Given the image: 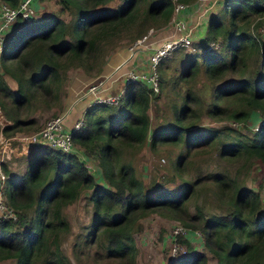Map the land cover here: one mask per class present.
<instances>
[{"label": "trees", "instance_id": "16d2710c", "mask_svg": "<svg viewBox=\"0 0 264 264\" xmlns=\"http://www.w3.org/2000/svg\"><path fill=\"white\" fill-rule=\"evenodd\" d=\"M5 1L15 5L18 0ZM58 1L60 10H71L70 20L58 12L29 20L19 17L0 53V107L8 119L0 124V133L5 136L36 127V117L30 113L34 105L63 107L69 67L102 72L105 55L122 37L135 40L149 28L165 25L175 4L173 0H121L109 7L106 4L110 0ZM217 1L221 6L218 10L228 11V21L224 22L218 11L208 16L205 34L197 43L201 51L186 58L178 78L190 81L201 63L211 80L227 72L236 73L238 79L230 83H213L214 99L206 112L238 121L256 118L252 113L256 112L262 120L251 133L230 125L211 127L207 132L203 128L193 131L182 120L185 111L199 114L197 106L189 105L195 95L187 87L181 94L182 105L174 110V123L153 129L150 145L159 138L182 139L185 150L180 155L181 164L191 148L214 141L219 142L218 154L224 159L239 160L242 166L251 164L254 158L264 162V73L255 82L243 75L246 59L260 47V66L264 70V41L255 32L264 22V0ZM249 16L258 17L254 29L249 26ZM218 40L220 47L209 46ZM223 47L229 50L227 57L220 49ZM2 71L15 79V87L9 85ZM151 93L155 92L146 81L131 80L121 98L123 108L112 113L110 103L89 104L82 124L71 131L84 157L44 144L33 148L24 173L5 180V199L18 215L16 220L0 216V260L12 257L15 264H71L59 240L60 233L69 229L64 208L89 189L93 215L88 233L118 264H135L133 232L141 228L140 218L150 211L176 218L188 228H199L216 264H264V210L257 190L227 171L217 170L186 178L178 188L156 183L155 191L150 193L133 163L120 160L123 147L139 148L146 140ZM89 159L98 163L107 184L96 182L87 166ZM3 168L8 171L5 165ZM205 179L226 203V212L207 214L197 203L194 212L189 211L188 203L198 192L197 184ZM100 234L104 242H99ZM176 239L185 242L188 252L169 264H207L206 253L192 250L182 232L176 234Z\"/></svg>", "mask_w": 264, "mask_h": 264}, {"label": "rangeland", "instance_id": "374dc122", "mask_svg": "<svg viewBox=\"0 0 264 264\" xmlns=\"http://www.w3.org/2000/svg\"><path fill=\"white\" fill-rule=\"evenodd\" d=\"M34 1L35 0L32 1L33 5ZM120 1L121 0H110L106 6H116L120 3ZM211 1L213 0H210V2ZM210 2L208 3L203 1V6H199V0H194L190 3L192 6L186 7L185 5V9L179 8L176 12L173 11L171 18L165 25L153 27L152 32L147 34V37L141 42L136 44L134 43L135 40H126L122 37L105 55L106 61L115 52L124 53L125 56L131 55V57H133L136 52V50L134 51L133 49L137 47V50L140 48L141 50L145 49L143 48L144 44L146 47L151 41V45H156V43L165 38L158 37L155 40V36L153 35L157 30H164V28L169 26L168 31L176 32V29L174 31L172 23L175 19H177V22L183 24L180 32L188 34L191 39V43L189 45H181L172 50L170 54L163 57L160 63L157 64L159 67H156V71L160 74V84L159 90L155 93H151L150 96L151 99L148 108L150 115V129L147 133L146 140L139 148L123 147V150L120 152V160L129 159L133 163L137 175L143 178L145 184L148 185L147 188L149 187L150 193L155 191L156 188L153 186L156 183L165 185L169 188H178V184L186 178L191 177V179H194L198 175L206 174L207 171H227L230 176H235L239 181L244 182L246 185L259 192L262 202L261 208L264 210V162L260 161L258 158H254L251 164L242 166L243 163L239 160H227L219 156V142L214 141L211 144L207 143L196 148H191L181 164L180 155L185 150V142L182 141V139L176 141L169 138H159L156 140L154 145H150L153 129H164L161 127H168L174 123V110L180 108L182 105L181 94L185 93L187 87L191 88L192 93L195 95L194 99L189 100V105L197 106L199 114L196 115L185 111V116L182 120L184 124H190L188 127L193 131L203 128V130L207 132L211 127L230 125L232 127H238L246 133H251L253 131V126L260 121L258 114L256 112H252L255 113L256 118H250L247 121H242L243 125L237 126L231 124V119L212 117L206 112L207 107L212 105V100L214 99L213 83H215V85L230 83L239 77L238 74L227 72L219 79L217 78L215 80H211L204 72V67L201 63L199 70L190 81L178 78V73L186 58L193 53L200 51L197 43L204 36L202 33L205 32V23L208 16L218 11V16L224 22L228 21V11L225 9L218 10L215 8L219 5L217 0H214L212 4H210ZM35 7L38 8L39 6L36 5ZM59 7L60 3L58 0H48L45 7L36 15L34 14V17L38 18L43 15L44 11L47 13L58 12L64 19L70 20L73 16L71 10H60ZM183 11L192 12L193 14L192 16L188 13H186V15H181L180 13ZM187 16L191 17L193 21ZM248 18L250 20V28L254 29V22H256L258 17L249 16ZM255 32L259 38L264 41V22L257 26ZM213 45L217 47V43H213ZM193 46L194 49H192ZM220 49L223 50L224 55L227 57L229 50L226 47ZM262 49L263 47H260L257 50L251 51V54L246 59V65L244 67L245 70L243 75L250 78L252 77L254 82L256 78L262 76V71L264 73L263 68L260 66ZM142 51L145 53L146 49ZM143 55L144 54L142 52L141 54L139 53L140 57ZM144 62L145 65L147 63L144 70L148 71L149 60L147 57L146 59H143V63ZM93 69H90V72L81 66H71L67 69V78L62 94V99L64 101L63 107L58 109L57 106L44 107L42 105H34L30 111L31 115L36 117L37 128L35 127L30 130H18L17 133L15 132L17 135L13 134L12 136H5L3 133H0V145H2L3 148L5 147V149L2 150V146H0V154L3 153L5 155L3 162H5L4 165L8 170L5 173L6 180L10 176L16 177L24 173L27 169L31 153L35 150L31 149L28 152L23 151L22 146L24 144L20 138L24 136L26 139L27 135H31L33 132L38 131L49 117L55 114L63 113L67 104L71 102V98H75L77 95L76 92L71 97L72 92L77 90H80L81 92L84 91L85 82H79L81 85L80 89H78L76 84L70 85V79L75 75H78L81 78L85 77V79H87L88 76L89 78L98 77L101 71L96 72ZM258 72L260 73L258 74ZM2 73L9 85L15 87V79L8 73L3 71ZM106 84L107 81L104 82V85H102L100 89L105 87ZM121 90L122 88L119 91ZM113 94L114 93H104L102 95ZM74 101H77V99L73 100L70 104L71 106L69 111L76 108V105L73 106ZM112 107H114L112 113L117 111L119 108H123L122 100L120 99L118 103L112 104ZM84 110H82V117ZM67 114L68 113H66V116ZM7 122L8 119L5 117L0 107V124ZM6 137L11 138L8 140L7 145H3L2 142ZM4 165L1 163L2 167ZM87 166L91 169L90 171L93 173L96 182L107 184L106 179L102 176L101 168L95 160H87ZM5 183L6 181L3 182V188ZM197 185L198 192L188 203V209L190 212H194L196 203L201 205L204 212L207 214L212 212H226V203H224L222 199L215 194L212 187L213 184L209 180L205 179L203 181H199ZM88 194L89 189H85L74 201L67 204L64 208L65 215L69 221V229L67 231H62L59 235L62 251L67 255L71 264H118L116 263L117 260H113V258L107 256L102 245H99L97 242L98 239L90 238L91 235L88 233V230L90 228V222L93 215V206ZM30 213H32V209H30ZM140 221L142 223L141 228L133 232V237L137 247L135 264H169L173 259L185 255L188 252L185 242L176 239L175 230L181 223L178 219L161 214L157 211H150L146 215L142 216ZM15 228L21 229L22 227L16 226ZM182 234L184 238L192 244V250H201L206 253L207 264L217 263L216 257L211 251H209L208 248L205 247L202 232L199 228L191 229V231L187 230ZM99 242H104L103 234H100ZM0 264H15V259L12 257L4 258L0 260Z\"/></svg>", "mask_w": 264, "mask_h": 264}, {"label": "built area", "instance_id": "2783aa9c", "mask_svg": "<svg viewBox=\"0 0 264 264\" xmlns=\"http://www.w3.org/2000/svg\"><path fill=\"white\" fill-rule=\"evenodd\" d=\"M33 0H18L15 5H11L8 1L0 0V49L4 46L9 33L14 25L18 23L19 17L24 20H29L35 14V6L32 4ZM174 10L177 11L179 8H183L186 4L183 2H179L173 0ZM173 26L174 31L171 32L168 37L164 38L158 44H156L153 49L150 51L148 55L149 60V70L145 71L144 69L140 70L138 68H128L125 72L124 76V88L126 87L127 83L131 80L142 79L148 83V85L153 89L154 92L159 90V77L156 71L157 64L159 60L170 54L172 50L178 48L181 45H189L191 43V39L186 33H181L180 29L183 26L182 23L177 22V19L174 20ZM152 32V27L149 29L147 33L142 35L141 37L135 39L134 43H139L143 39L147 37V34ZM133 50H136L133 49ZM104 77H98L93 81H90L87 85L86 89L83 91L81 97L90 94L94 95L93 102L95 101H103L110 104H116L119 102L124 88L122 91L115 92L113 95H102L98 91L100 87L103 85ZM80 97V98H81ZM70 109V107H69ZM68 109V110H69ZM66 110L63 113L55 114L49 117L45 124L36 132H33L31 135H27L26 139L24 138L27 143L30 144H46L55 149H59L62 151H72L78 153L81 157H83V152L79 148V146L74 142L72 138L71 131L74 128H79L83 122V117H77L71 126H65V117ZM261 122L262 118H259ZM232 125H242V121L238 120H231ZM258 122V123H259ZM257 124L253 126V129L257 127ZM15 135V134H14ZM12 136V135H11ZM11 137H6L5 140L2 142L3 145H7L8 140ZM1 143V142H0ZM2 146V145H0ZM5 147L2 150H4ZM4 154H0V216L3 218H10L12 220L17 219V211L16 209L7 203L6 199L3 196V182L6 179L5 170L1 166V161L4 159ZM183 226L181 223L176 228V234L178 232H185L191 231V228Z\"/></svg>", "mask_w": 264, "mask_h": 264}, {"label": "crops", "instance_id": "0c3cea01", "mask_svg": "<svg viewBox=\"0 0 264 264\" xmlns=\"http://www.w3.org/2000/svg\"><path fill=\"white\" fill-rule=\"evenodd\" d=\"M203 1L204 2H208V3L210 2V0H202V1L199 0V6H203ZM47 2H48V0H35L34 1V5L35 6L36 5L39 6L38 8L35 7L36 14L39 13V11H41V9H43L45 7ZM213 2H214V0L211 1L210 4H212ZM200 3H201V5H200ZM218 4H219L218 6H220V3H218ZM187 6H192V4H190V3L186 4V7ZM218 6H216L215 8L219 9ZM45 13H47V12L44 11L43 14H45ZM186 13L190 14V16H192V14H193L192 12H185V11H183L180 14L181 15H186ZM187 17L191 18L189 16H187ZM191 20H192V18H191ZM16 27H17V24L13 26V28L11 29V32H13L16 29ZM168 28H169V26L164 28V30H162V29L161 30L160 29L157 30L156 33L153 35V36H155L154 39L156 40L158 37H160V38L168 37L169 34L172 32V31H168ZM202 34H204V32ZM158 43H156V44H158ZM143 46H144L143 48L146 49L145 53H144V51H142V50H145V49L141 50V48H140V49L137 50V48H138L137 47L136 48V52L134 53L133 57H131V55H128V56L126 55L127 56L126 57L124 53L115 52L108 58V60L106 61L105 65H104V67L102 69V72L99 73V74H102V77L105 78L104 82L107 81L106 86L103 87L102 89H100V91H99L100 94L115 93V92L119 91L121 88H123V86H124V75H125V72H126V70L128 68H130V67L131 68L139 67L140 70H142V69H144V67H146L147 63L145 65V62L143 63V59H146V57L148 58V55H149L150 51L153 49V47L155 45H151V41H150V44L148 46L145 47V44ZM141 52L144 54L142 57L139 56V53L141 54ZM91 79L92 78H89V76H88L87 79H85V77L81 78L78 75H75V76H73L70 79V85L76 84L78 89H80L81 83L79 84V82H81V81L83 83L85 82L84 83V87H85L87 82H89ZM104 82H103V85H104ZM77 87H76V89H77ZM76 92H77L76 97L75 98H71V100H70L71 102L69 104H67V106L65 107V110H63V112L68 110L69 107L71 106L70 104L73 102V100L77 99V101H74V105H73V106L76 105V108L72 109L71 111H69L70 110L69 109L68 112H67L68 114L65 117V120H66L65 126H67V127L71 126L73 121L77 117L81 116L82 110H84V108L91 101L90 99H91L92 95L89 94V95H86L85 97H81L83 92H81L80 90L73 91L72 94H71V97ZM16 133H15V135H17ZM20 139L22 140V143L24 144L22 146L23 147V151L28 152V151H30L31 149H33L37 145V144L27 143L24 138H20Z\"/></svg>", "mask_w": 264, "mask_h": 264}, {"label": "clouds", "instance_id": "9594fccd", "mask_svg": "<svg viewBox=\"0 0 264 264\" xmlns=\"http://www.w3.org/2000/svg\"><path fill=\"white\" fill-rule=\"evenodd\" d=\"M190 3H191V2H190ZM185 4H187V3H185ZM11 5H12V4H11ZM184 7H185V6H184ZM173 11H175V10H173ZM35 12H36V9H35ZM175 12H176V11H175ZM35 15H36V13H35ZM35 15H34V16H35ZM34 16H33V17H34ZM17 21H18V20H17ZM17 25H18V23H17ZM205 25H206V24H205ZM205 30H206V28H205ZM11 34H12V32L9 33L8 37H9ZM204 34H205V32H204ZM8 37H7V39H8ZM6 42H7V40H6ZM6 42H5V44H6ZM213 43H217V47H215V46L213 45ZM5 44H4V46H5ZM220 44H221V41H220V40H218V41H212V42L210 43L209 46L212 47V48H218V47H220ZM4 46L0 49V53H1L2 49L4 48ZM192 49H194V46H193ZM199 49H200V51H201V47H199ZM200 51H199V52H200ZM164 57H165V56H164ZM162 59H163V57L159 60L158 63H160V61H161ZM157 66H158V65H157ZM0 69H1V67H0ZM157 73H158V72H157ZM98 77H102V74H99ZM98 77H93L90 81H93V80H95V79L98 78ZM158 77H159V76H158ZM90 81H89V82H90ZM89 82H87L86 86L84 87V90L86 89V87H87V85L89 84ZM123 88H124V86H123ZM123 88H122V90H123ZM125 88H126V87H125ZM125 88H124V91H125ZM122 90H121V91H122ZM99 91H100V89H99ZM99 91H98V92H99ZM124 91H123V94H124ZM89 94H90V93H89ZM89 94H88V95H89ZM123 94H122V96H123ZM91 95H92V97H91V99H90L91 101H90L89 104H92V103H96V102H98V101L93 102L94 95H93V94H91ZM85 96H86V95H85ZM122 96H121V98H122ZM83 97H84V96H83ZM121 98H120V99H121ZM119 101H120V100H119ZM89 104H88V105H89ZM88 105H87V106H88ZM87 106H86V107H87ZM259 118H260V117H259ZM242 125H243V124H242ZM239 126H241V125H239ZM14 134H15V133H14ZM12 135H13V134H12ZM38 144H40V143H38ZM44 145H46V144H44ZM48 146H49V145H48ZM50 147H51V146H50ZM52 148H53V147H52ZM83 157H84V156H83ZM1 163H2V161H1ZM2 168H3V167H2ZM3 169H4V168H3ZM4 170H5V169H4ZM5 173H6V170H5ZM5 180H6V179H5ZM3 193H4V192H3ZM3 196H4V195H3ZM4 198H5V196H4Z\"/></svg>", "mask_w": 264, "mask_h": 264}]
</instances>
